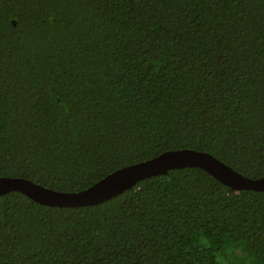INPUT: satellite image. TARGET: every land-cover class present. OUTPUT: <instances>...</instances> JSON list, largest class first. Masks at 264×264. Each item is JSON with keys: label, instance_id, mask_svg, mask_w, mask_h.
I'll return each mask as SVG.
<instances>
[{"label": "trees", "instance_id": "16d2710c", "mask_svg": "<svg viewBox=\"0 0 264 264\" xmlns=\"http://www.w3.org/2000/svg\"><path fill=\"white\" fill-rule=\"evenodd\" d=\"M180 147L264 175V0H0V175L78 190ZM0 264H264V191L195 165L84 205L9 190Z\"/></svg>", "mask_w": 264, "mask_h": 264}, {"label": "water", "instance_id": "95a60500", "mask_svg": "<svg viewBox=\"0 0 264 264\" xmlns=\"http://www.w3.org/2000/svg\"><path fill=\"white\" fill-rule=\"evenodd\" d=\"M185 165L199 166L235 190L250 188L264 191V175L250 177L233 169L207 151L180 147L167 149L149 158L115 168L78 190L51 188L24 176L0 175V193L17 190L43 204L84 205L109 198L131 187L135 181L145 176Z\"/></svg>", "mask_w": 264, "mask_h": 264}]
</instances>
